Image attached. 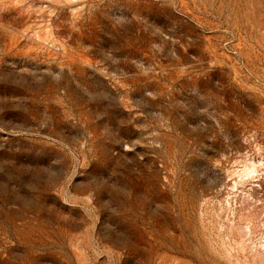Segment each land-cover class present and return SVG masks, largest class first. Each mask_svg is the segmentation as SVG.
<instances>
[{
	"label": "rangeland",
	"instance_id": "374dc122",
	"mask_svg": "<svg viewBox=\"0 0 264 264\" xmlns=\"http://www.w3.org/2000/svg\"><path fill=\"white\" fill-rule=\"evenodd\" d=\"M0 264H264V0H0Z\"/></svg>",
	"mask_w": 264,
	"mask_h": 264
}]
</instances>
